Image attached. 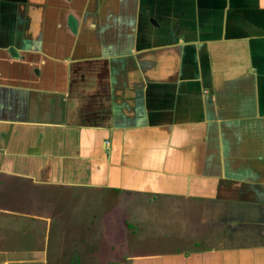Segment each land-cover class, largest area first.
<instances>
[{"label": "crops", "instance_id": "0c3cea01", "mask_svg": "<svg viewBox=\"0 0 264 264\" xmlns=\"http://www.w3.org/2000/svg\"><path fill=\"white\" fill-rule=\"evenodd\" d=\"M86 245L264 264V0H0V264Z\"/></svg>", "mask_w": 264, "mask_h": 264}, {"label": "rangeland", "instance_id": "374dc122", "mask_svg": "<svg viewBox=\"0 0 264 264\" xmlns=\"http://www.w3.org/2000/svg\"><path fill=\"white\" fill-rule=\"evenodd\" d=\"M90 206L91 205H89V204H85L82 208H78L76 205L71 204V206L69 205L68 208H65L63 210L64 211V215L68 214V216H69L70 213H71L72 224H71V230H69L71 233L77 231L75 226H76V224H78L80 222L79 219H83L82 217L79 216V213L82 212V213L88 215L91 212V207ZM90 233H91V231H90ZM31 246L33 247L32 249H35V248L38 249L39 248V250H40L39 246H36L34 244H30V247ZM86 246H87V248H86ZM86 246H85V248H86V256L84 255L85 252H77V251H75V253L73 254V252L65 251V252L68 253V255H65V254L63 255V257L65 259V264L70 263L71 259H72V261H71V264H72L73 260L74 259L76 260V258H78L80 255H81L80 256L81 260H78L77 264H92V263L93 264H100V263H98L99 257L103 258L104 255L106 256V255H109L110 253H112V251H107L108 250L107 246H102L101 248L98 249V250H100V251H98L99 255H96L95 252L90 250V248H91L90 245H86ZM61 251H63V252H60V253H62V254L65 253L64 249H61ZM46 256H47V261H48L47 263L48 264H55V256H56L55 248H53L52 246H49L47 248ZM110 258H111V260L113 259L112 255L110 256ZM112 261H116V262L111 263V264H117V263L123 264V262H124L123 259L121 260L120 258L114 259ZM118 261H120V262H118ZM133 263L134 264H183V259H182L181 254L179 253V254H177L175 256H169L166 259H162V258H157V259L155 258L154 259V258H151V259L135 261ZM31 264H38V263L31 262Z\"/></svg>", "mask_w": 264, "mask_h": 264}, {"label": "flooded vegetation", "instance_id": "af4514ba", "mask_svg": "<svg viewBox=\"0 0 264 264\" xmlns=\"http://www.w3.org/2000/svg\"><path fill=\"white\" fill-rule=\"evenodd\" d=\"M77 261H78L77 259L76 260L74 259L72 264H77ZM70 264H71V261H70Z\"/></svg>", "mask_w": 264, "mask_h": 264}]
</instances>
